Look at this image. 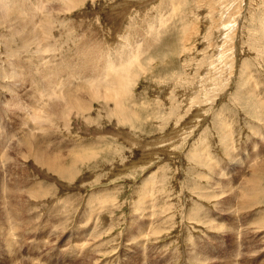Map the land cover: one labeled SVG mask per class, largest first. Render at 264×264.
I'll return each mask as SVG.
<instances>
[{"label": "rangeland", "instance_id": "rangeland-1", "mask_svg": "<svg viewBox=\"0 0 264 264\" xmlns=\"http://www.w3.org/2000/svg\"><path fill=\"white\" fill-rule=\"evenodd\" d=\"M25 2H10L13 18H3L0 8V264H264V120L254 104L256 96L264 104V0ZM85 39L108 59L99 63L111 66L108 86L101 80L105 66L96 84L78 76L68 81L88 54ZM7 43L32 66L38 93L11 77ZM131 60L125 83L112 79ZM67 61L62 84L41 94L48 82L39 71ZM63 86L79 101L98 87L122 90L124 115L114 97L81 111L65 107ZM40 98L44 108L64 106L59 114L68 122L45 118L44 129L32 122L39 143L63 157L71 150L91 156L64 178L38 164L36 151L21 156L17 136L29 129L23 106ZM259 166L253 205L244 209L233 196L232 207L224 205L228 189L241 190ZM10 189L17 193L8 195Z\"/></svg>", "mask_w": 264, "mask_h": 264}, {"label": "bare ground", "instance_id": "bare-ground-1", "mask_svg": "<svg viewBox=\"0 0 264 264\" xmlns=\"http://www.w3.org/2000/svg\"><path fill=\"white\" fill-rule=\"evenodd\" d=\"M26 0H0V8L2 9V11H1V15H2V17L3 18H10V17H12V15H14L15 14V12H16V10L14 9V5H12V3H10V2H17V4L19 3V4H21V2H23L24 4L26 3L25 2ZM59 1H62V2H64L67 6H70V7H76V6H78V5H80L81 3H83L85 0H59ZM17 7H19L18 5H16ZM24 7V6H23ZM22 7V8H23ZM21 9V8H20ZM13 18V17H12ZM5 20V19H4ZM221 20V19H220ZM224 20V19H223ZM6 21V20H5ZM7 22H10V21H7ZM47 26V25H46ZM228 26V25H227ZM13 28H15V27H13ZM221 28V27H220ZM228 28V27H227ZM7 29H9V28H7ZM43 29H45V25H44V27L41 29V30H43ZM222 29V28H221ZM220 29V30H221ZM11 30H12V28H11ZM12 31H10V34H12L11 33ZM14 32V31H13ZM18 32V31H17ZM8 33H9V31H8ZM15 33V32H14ZM24 33H25V31H24ZM27 33V32H26ZM28 33H29V31H28ZM27 33V34H28ZM43 33V32H42ZM8 36V35H7ZM9 36H11V35H9ZM21 36H22V34H21ZM31 35H28V37L27 38H25L24 40H23V42H22V44L23 45H26L27 46V44H29L30 43V41H32V40H28V38L30 37ZM23 37V36H22ZM228 37V36H227ZM4 38V37H3ZM8 38V37H7ZM3 40H5V39H3ZM12 40V39H11ZM13 41V40H12ZM9 42V41H8ZM26 42H27V44H26ZM33 42H34V40H33ZM11 43V42H10ZM32 43V42H31ZM171 43V42H170ZM9 43H7V45H8ZM82 45H83V48H82V51L83 52H86V53H88L86 56H82V57H80L79 59H78V61L75 63V65H73V68H72V71H71V75H72V77L71 78H73V80L72 79H70V77H69V82H71V83H73L74 84V79H75V77L77 78V76L81 79V77L83 78V77H85V79L86 80H90V81H94V83L96 84V83H98L99 82V80H100V78H96L97 76H98V74L100 73V71H101V69H102V66H105V70L102 72V75H103V73H105L103 76H102V78H101V80L102 79H104L105 80V86H108V83H107V79H108V77L110 76H112L113 74L112 73H109L108 71H109V67H111V66H107V64H108V62H103L104 63V65H99V63L101 62V61H107L108 59L106 58V59H103V55H104V53L103 52H101V47H100V45L98 46V44H92L91 43V41L89 40V41H87L86 39L85 40H83V42H82ZM5 46V45H4ZM7 48L9 47V45L8 46H6ZM30 48V47H29ZM163 48V47H162ZM181 48V47H180ZM31 49V48H30ZM29 49V50H30ZM174 49V48H173ZM182 49V48H181ZM10 50V51H9ZM9 50H7L8 51V54L9 55H11L12 57H13V59H12V63H11V68L13 69V71L15 72V73H13L12 74V76L11 77H14V79H24V82H29L30 83V85L31 86H34L33 87V89L34 90H36V89H38L37 90V93H38V91L40 90V88H41V82H40V80L38 79V78H36V79H34V78H32L33 77V72H32V66L30 65V64H24L23 62H21V60L19 59V53L18 52H16L17 50H15V48L12 46V45H10V47H9ZM28 50V49H27ZM25 51V50H24ZM32 51V50H31ZM40 51V50H39ZM42 51V50H41ZM40 51V52H41ZM105 51V50H104ZM183 51V50H182ZM26 52V51H25ZM117 53V52H116ZM7 54V55H8ZM120 55H122L121 54V52L117 55V56H120ZM111 57V56H110ZM152 57V56H151ZM154 57V56H153ZM152 57V58H153ZM11 58V57H10ZM42 59V58H41ZM114 59V58H113ZM154 59V58H153ZM135 60V59H134ZM147 60V59H146ZM113 62V61H112ZM142 62V61H141ZM36 63V62H35ZM119 63H120V61H119ZM123 63H124V61H123ZM153 63V62H152ZM101 64V63H100ZM113 64V63H112ZM133 64V62H132V60L129 62H127L124 66H123V64L122 65H120L121 67H122V72L120 73H118V72H115V75H116V77H112V79H116L117 78V80H118V82L120 83V84H124L125 82L124 81H126V79H124V76H123V73H124V71H126V70H128L130 67H131V65ZM175 64V63H174ZM136 65V64H135ZM48 66V65H47ZM50 66V65H49ZM143 66H144V64H143ZM151 66V65H150ZM171 66H173V65H171ZM45 67H46V65H45ZM142 67V66H141ZM175 67V66H174ZM44 68V67H43ZM48 69H50L49 67H47ZM52 68H54L53 70H44V69H41V71H39L40 72V74H41V72H42V75H43V77L44 78H46V79H44L45 81L47 80V82H48V88L46 89V86H45V89L44 90H42V92H41V94L42 93H46V92H53V90H54V88H55V86L57 85V84H59V82H60V80H58L57 81V79H59L58 78V76H59V71H64V69H69V68H71V65H70V63L67 61V62H65V63H63V64H59L58 66H56V68L53 66ZM51 68V69H52ZM11 71V70H10ZM49 71V72H48ZM118 71H120V69H118ZM133 71V70H132ZM143 71H144V69H143ZM12 72V71H11ZM46 72L48 73L47 75H46ZM89 72V73H88ZM127 72V71H126ZM131 73V72H130ZM139 73V72H138ZM141 73V72H140ZM144 74V73H143ZM41 75V76H42ZM87 75V76H86ZM136 76H137V74H135ZM157 75V74H156ZM126 76V75H125ZM131 76V75H130ZM141 76H144V75H141ZM34 79V81L32 80V79ZM66 79H67V77H65ZM127 78V77H126ZM135 78H137V77H135ZM134 78V79H135ZM169 78V77H168ZM189 78V77H188ZM23 79H22V82H23ZM65 79V80H66ZM163 79V78H162ZM130 80H131V77H130ZM68 81L66 82V83H68ZM159 81V80H158ZM161 81V80H160ZM62 82H63V80H61V82H60V84H62ZM113 81L111 80L110 81V83H112ZM130 82H132V81H130ZM250 82V81H249ZM14 83V82H13ZM44 83V82H43ZM65 83V82H64ZM65 83V84H66ZM114 83V82H113ZM166 83V82H165ZM173 83V82H172ZM69 84V83H68ZM164 84V83H163ZM199 85V84H198ZM86 86H88L87 84H83V83H79V85L77 86L78 88H82V89H85L86 88ZM120 86V85H119ZM132 85H130L129 87H131ZM163 86V85H162ZM43 87H44V85H43ZM42 87V88H43ZM64 87V86H63ZM76 87V88H77ZM115 87V86H114ZM122 87V86H121ZM159 87V86H158ZM60 88H61V86H60ZM69 88V87H68ZM116 88V87H115ZM117 88H119V87H117ZM110 88L109 87H107L106 89H104V91L102 90V92H99L100 90H101V88H97V89H94L93 91L92 90H89V91H87L86 92V94L83 96L82 95V97H80V100H82V101H79L78 99H76L75 98V95H74V93L73 92H75L74 90H73V88H70V90H67V88H65L64 87V92L63 93H61L63 96H64V98H66V101H67V103L68 104H65L64 106L65 107H70L69 105L71 104V106L72 107H74V108H77V110L78 111H81V110H83L87 105H92L93 106V104H95V101H98L99 99H103L104 100V102L107 104V103H109V101L110 102H112V100H111V98L112 97H114L115 98V101L117 100V104L115 105L116 106V109L117 110H119V116L121 115V112H122V110H123V108H122V110H120L119 108L121 107L120 106V100H121V96L123 95V91L121 90V92H120V90H119V92H116V91H114V92H112V90H109ZM119 89H121V88H119ZM126 89V88H125ZM130 90V89H129ZM125 91V90H124ZM127 91V90H126ZM81 92V91H80ZM84 93V92H83ZM79 94H82V92L81 93H79ZM126 93L124 92V95H125ZM43 96H45V95H42V98H43ZM17 97V96H16ZM41 97V96H40ZM47 97H48V95H47ZM255 97V96H254ZM257 97V96H256ZM254 98L255 99V101H254V104H255V106H257L258 107V109L260 108V110H257L256 109V115L257 116H262V119L264 120V104L263 103H261L262 101H259V99L258 98ZM19 98V97H18ZM45 98V97H44ZM53 99V98H52ZM123 99V98H122ZM40 100H41V98H40ZM50 100H51V98H50ZM49 100V101H50ZM56 100V99H55ZM58 100V99H57ZM11 101H13V103L15 104V106H18L19 108H21V106H19L21 103V101H19L17 98H15V97H13L12 99H11ZM42 101V102H41ZM40 101V103L41 104H38V105H33V104H29V105H26V106H23V108L25 109V111H26V120H27V124H28V126H26V127H28L29 129H27V128H23L22 129V131L20 132V133H22V134H20V133H18L19 134V136H17V141L19 142V143H21L23 146H24V149L22 150V153H21V156H24L25 154L24 153H31V152H33V151H36L37 152V158H36V162L38 163V164H40V165H42V166H46L47 167V169L49 170V171H51V172H53L57 177L58 176H60V177H65V176H68L67 175V171L68 170H70L71 168H73L75 165L77 166L78 164H80V163H83V162H87L89 159H90V157L91 156H88L89 154L88 153H86V152H84L83 150V152L84 153H86V154H88V155H85V154H79L80 153V151H78L79 153H76V152H74L73 150H71V151H67V153H65V157H63L62 155H61V153H58V152H56V151H53V152H48L47 151V149L45 148V146L43 145V144H40L39 142H40V138L38 137V135H36V133H35V129H37L36 128V126H33V123L32 122H37V124H38V128L39 129H44V128H46L45 126H44V122H43V120L42 119H47V120H50V122H51V120L53 119L54 121H56V122H58L59 121V123H61L62 121H67L68 122V117L66 116V115H64V113L62 114V116L59 114V110L60 111H62L63 110V108H64V106H61V107H59L57 110H55V109H53V108H44V100L42 99ZM92 101V103H90ZM114 101V100H113ZM3 102V101H2ZM38 102V101H37ZM51 102V101H50ZM4 103V102H3ZM9 103H11V102H9ZM13 104V105H14ZM12 105V104H11ZM126 105V104H125ZM120 106V107H119ZM45 107H46V104H45ZM118 107V108H117ZM57 108V107H56ZM132 107H130V109H131ZM197 108V107H196ZM87 109H90V108H87ZM125 109V108H124ZM129 109V108H128ZM133 110H134V108H132ZM131 109V110H132ZM136 109V108H135ZM85 110V109H84ZM132 110V111H133ZM139 110V109H138ZM86 112V111H85ZM93 112V111H92ZM113 112V111H112ZM125 112V111H124ZM127 112H129V111H127ZM126 112V113H127ZM131 114H132V112H131ZM138 114H139V112H138ZM112 115V114H111ZM110 115V116H111ZM114 115V114H113ZM124 115V114H123ZM123 115H121V116H123ZM32 116H33V118H32ZM39 116V117H38ZM117 116V115H116ZM125 117V116H124ZM129 117V116H128ZM24 118H25V115H24ZM137 118V117H136ZM139 118V117H138ZM196 118V117H195ZM31 119V120H30ZM130 119V118H129ZM132 119V118H131ZM54 121H53V123H54ZM117 122V121H116ZM125 122V121H124ZM39 123H41L42 125L40 126L39 125ZM134 123V122H133ZM57 124V123H56ZM121 124H123V123H121ZM51 125V124H50ZM55 125V124H54ZM47 126V125H46ZM53 126V125H52ZM138 126V125H137ZM55 129H57V128H55ZM52 130V129H51ZM32 131H33V133H32ZM222 133L224 134V130L222 131ZM227 133V132H226ZM225 135V134H224ZM227 135V134H226ZM223 136V138H222V141H223V143H224V145H225V147H227V149H228V146H227V141L229 142V136L227 137V136ZM22 136H24V137H22ZM12 137V136H11ZM22 137V138H21ZM33 137H35V138H33ZM221 137V136H220ZM227 137V138H226ZM20 138V139H19ZM228 139V140H227ZM65 140V139H64ZM12 141V140H11ZM68 141V140H67ZM3 143V142H2ZM66 143H68V142H66ZM5 145H6V142H5ZM67 145H69V143L67 144ZM72 146H73V144H71ZM71 145H70V147H71ZM2 146H4V145H2ZM59 146V145H58ZM19 147H20V145H19ZM62 147V146H61ZM19 149V148H18ZM21 149V148H20ZM85 150V149H84ZM50 151V150H49ZM77 151V150H76ZM228 152V151H227ZM19 153H20V151H19ZM230 155L231 156H233L232 155V153H230ZM8 156H10V154L8 155ZM94 156V155H93ZM229 156V155H228ZM230 156V157H231ZM11 158V157H10ZM208 159V158H207ZM92 160V159H91ZM15 161V160H14ZM15 163V162H14ZM261 163V162H260ZM260 163H258V164H260ZM211 166H212V164H210ZM209 165V166H210ZM239 165V163H237V166ZM45 167V168H46ZM75 168V167H74ZM264 168V167H263ZM239 169L242 171V172H244V167L242 166V165H240V167H239ZM263 169L261 168V166H259L258 168H256V169H254V172H253V175H251L252 174V172L249 174V175H251V177H249L248 179H247V181H246V184L241 188V190H239V191H237L236 189H234L235 187H233V186H231L230 187V189H228L229 190V194H230V197L229 198H225L224 200H223V203H224V205H227V206H231L232 207V196L233 197H235V198H239V200L241 201V204H242V206H243V208L244 209H247V208H250L251 207V205H253V203L252 202H254V200H253V197L255 196L254 195V191H255V189L257 188V183H259L258 181H259V176H260V173H261V171H262ZM215 171V170H214ZM70 173V172H69ZM242 176V173H239L238 175H237V179L239 178V177H241ZM248 177V176H247ZM235 180H234V179ZM224 179V178H223ZM232 180H233V182H236V181H238V180H236V175H234V176H232V178H231ZM226 180H228V179H226ZM232 181H230V180H228L227 181V183L228 184H230ZM218 183H219V180H218ZM245 183V182H244ZM11 188V187H10ZM19 189H21V188H19ZM6 192V191H5ZM19 192V191H18ZM17 193V190L16 189H10V192L8 191V195H15ZM19 196H23V195H20L19 194ZM13 196H10V198H12ZM6 198H8V196L6 197ZM14 198V197H13ZM24 198V197H23ZM21 199V198H20ZM5 200V199H4ZM9 200H12V199H9ZM14 200V199H13ZM12 200V201H13ZM6 201V200H5ZM7 203L9 202L8 200L6 201ZM11 202V201H10ZM16 202V201H15ZM38 202V201H37ZM257 202V201H256ZM32 204V203H31ZM9 205H10V203H9ZM6 206H8V204L6 205ZM2 207V206H1ZM4 207V206H3ZM9 207V206H8ZM7 207V208H8ZM16 207V206H15ZM33 207H35L33 204H32V208ZM50 207V206H49ZM6 208V207H5ZM1 209V208H0ZM9 209H10V207H9ZM25 209V208H24ZM29 209H31L30 207H29ZM229 210H231L230 209V207L228 208ZM21 210V209H20ZM3 211V210H2ZM6 211V210H5ZM8 211H10V210H8ZM34 211V210H33ZM4 212V211H3ZM7 212V211H6ZM27 212V211H26ZM12 213H13V216L15 217V218H18V215H19V210L18 209H16V208H13L12 209ZM31 213V212H30ZM62 214V213H61ZM3 215H5V214H3ZM9 215V214H8ZM7 216V215H6ZM20 216V215H19ZM32 216V215H31ZM36 216V215H35ZM63 216V215H62ZM21 218V217H20ZM31 219L32 218H34V217H30ZM5 220V219H4ZM19 220V219H18ZM30 220V219H29ZM29 220H27V221H29ZM17 221V220H16ZM21 221H22V219H21ZM26 221V220H25ZM32 221H33V219L31 220V223H32ZM18 222V221H17ZM22 222H20V225H22L21 224ZM24 223V222H23ZM30 223V222H29ZM60 223V222H59ZM7 224V223H6ZM83 224V223H82ZM13 225V224H12ZM35 225V224H34ZM87 225V224H86ZM85 225V226H86ZM17 226V225H16ZM18 226H19V223H18ZM59 226V225H58ZM20 227V226H19ZM18 227V229H20ZM234 228V227H233ZM11 230H12V228H11ZM235 230V229H234ZM3 231V230H2ZM81 231V230H80ZM233 231V230H232ZM231 231V232H232ZM5 233V232H4ZM63 233V232H62ZM61 233V234H62ZM78 233V232H77ZM15 234V233H14ZM11 237V236H10ZM58 240H60V236H58ZM62 238V237H61ZM84 238V237H83ZM9 239V238H8ZM12 239H13V237H12ZM54 240H56V239H54ZM144 240V239H143ZM2 241V240H1ZM84 241V240H83ZM8 244H10L9 242H8ZM85 244H87L86 243V241H85ZM84 243H82L81 245H85ZM11 245V244H10ZM80 245V246H81ZM91 245V244H90ZM14 246V245H13ZM88 246V245H87ZM84 247V246H83ZM72 248V247H71ZM81 248L82 247H80V250H81ZM95 248V247H94ZM77 249V246H75L74 248H72L71 249V251L69 252V254L68 255H70V254H72V253H74L75 252V250ZM83 249V248H82ZM85 249V248H84ZM83 249V250H84ZM92 249H93V247H92ZM68 250V249H67ZM78 251L76 254H81V253H83L84 251ZM90 250H91V248H90ZM95 250V249H94ZM88 251V250H87ZM87 251H85V252H87ZM92 251V250H91ZM99 251V250H98ZM231 252V251H230ZM88 253V252H87ZM86 253V254H87ZM85 254V253H84ZM94 256V255H93ZM84 257V256H83ZM85 258V257H84ZM204 257H202V259H203ZM98 259V258H97ZM90 259H87L86 261H89ZM85 261V262H86ZM92 261H94V260H92ZM228 261V260H227ZM84 263V262H83ZM88 263V262H87ZM84 264H86V263H84Z\"/></svg>", "mask_w": 264, "mask_h": 264}]
</instances>
